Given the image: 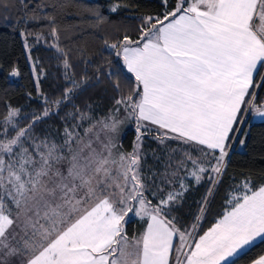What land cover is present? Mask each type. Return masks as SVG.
I'll list each match as a JSON object with an SVG mask.
<instances>
[{"label": "snow or ice", "instance_id": "1", "mask_svg": "<svg viewBox=\"0 0 264 264\" xmlns=\"http://www.w3.org/2000/svg\"><path fill=\"white\" fill-rule=\"evenodd\" d=\"M161 7L139 17L135 39L119 29L111 43L98 31L75 32L98 47L78 45L74 61L61 46L56 3L0 0V27L19 32L28 57L46 45L64 80L59 99L40 98L39 112L22 115L7 103L0 112V264H236L264 243V184L248 178L242 195L226 194L230 210L198 233L231 154L247 149L254 122L264 125V0H161ZM9 8L15 16L5 15ZM88 13L89 29L111 22L103 6ZM31 25L51 31L33 35ZM104 82L119 94L106 116L94 120L88 103L61 116ZM53 117L59 126L42 127ZM129 128L131 151L123 147ZM149 137L180 145L173 153L188 146L200 155L157 157L163 171L146 169ZM186 176L208 185L188 227L174 215ZM137 220L144 231L130 237ZM253 264H264V255Z\"/></svg>", "mask_w": 264, "mask_h": 264}, {"label": "trees", "instance_id": "2", "mask_svg": "<svg viewBox=\"0 0 264 264\" xmlns=\"http://www.w3.org/2000/svg\"><path fill=\"white\" fill-rule=\"evenodd\" d=\"M42 2L58 5L57 11L60 13L58 20L62 28L61 46L66 44L71 49L74 61L79 59V53L76 51L78 45L91 46L93 51L98 47V42L91 36L84 35L80 39L74 36L75 32L98 31L111 43L115 39L116 30L119 29L120 34L127 31L135 39L139 36V32L136 31L137 25L140 23L139 17L148 14H161L165 11L161 7V0H42ZM118 3L121 4V8L117 14L107 13L106 10L109 7ZM171 4L174 6L175 0H171ZM100 6H103L111 22L104 23L99 29H89V25L94 21L89 18L88 9L89 7L99 9ZM16 11V8H9L5 15L15 16ZM47 11H51V9H47ZM78 24L79 28L76 27ZM30 27L33 35L40 32L47 34L51 31V26L43 29L37 25ZM29 43H35V41L30 39ZM49 43L52 41L49 40ZM106 59H111V57H106ZM30 61L33 62L38 76V86ZM14 68L19 71L18 77L9 75ZM76 71L77 78H79L80 69ZM62 74L59 62L53 58V52L47 50L46 45L41 44L33 48L31 57H28L25 54L24 43L19 32L11 24L0 27V112L4 111L6 103L23 109L22 115L33 111L39 112L42 106L40 99L42 96H47L52 100L59 99V88L64 86V80L61 79ZM122 92L125 95L129 94L127 85L122 88ZM263 94L261 93V96ZM114 97L119 98V94L112 90L109 83L104 82L96 88L89 89L79 99L73 100L66 108L62 109L61 116L65 112L73 111L71 104L83 107L85 103H88L93 110V119H101L115 106ZM59 124V118L53 117L42 127H56ZM254 124L255 126L250 131L247 149L237 148L231 154L217 194L208 205L209 210L203 214L204 218L198 229L199 234L212 226L223 214L227 207L226 194L232 192L245 178L251 180L256 186L264 183V125ZM135 135V132L129 128L127 138L123 142L125 150L131 151ZM151 135L155 136V133ZM180 147L175 142L166 141L164 144H160L151 137L146 138L142 145V150L146 153L147 158L145 168L163 171L162 165L157 162V157L167 158L171 154L175 162L183 157L185 151L191 153L194 158L200 155L194 148L188 146H184L183 151L172 152V149ZM180 175L183 176L184 172H181ZM207 187V182L201 181L184 193L181 201L182 206L178 212L174 213L180 217L184 227H188L192 223L193 215L197 213L199 202L204 198ZM144 228V222L137 220L135 223L129 224L127 230L131 237L141 234ZM263 254L264 243L258 242L243 252L237 258L236 264H250Z\"/></svg>", "mask_w": 264, "mask_h": 264}, {"label": "rangeland", "instance_id": "3", "mask_svg": "<svg viewBox=\"0 0 264 264\" xmlns=\"http://www.w3.org/2000/svg\"><path fill=\"white\" fill-rule=\"evenodd\" d=\"M116 5H119V7L121 8V4H114L112 6H116ZM31 65H32V68L34 69L33 72H34V78H35V82L38 86V76H37V73L35 72V68H34V64L32 61H30ZM188 170H192V165L190 163V165L188 166ZM185 176V174L183 175ZM184 184H185V187H187V189H189L191 186L193 185H197L196 181L194 178H192L191 176H186L185 179H184Z\"/></svg>", "mask_w": 264, "mask_h": 264}, {"label": "crops", "instance_id": "4", "mask_svg": "<svg viewBox=\"0 0 264 264\" xmlns=\"http://www.w3.org/2000/svg\"><path fill=\"white\" fill-rule=\"evenodd\" d=\"M262 98H264V94H263ZM254 123H258V122H254ZM240 149H241V148H240ZM243 181H244V180H243ZM243 181H242L239 185H237L236 188L231 192L233 195H242V194H243V188H242ZM263 184H264V183H263ZM237 188L240 189L239 192H236V191H235ZM230 208H231V205L227 203V207L225 208L223 214L225 213L226 210H230ZM223 214H222V215H223ZM222 215H221L219 218H217V220H219V219L222 217ZM217 220H216L214 223H216ZM212 226H213V224H212ZM212 226H210V227H212ZM210 227H209V228H210ZM209 228H208V229H209ZM208 229H206L205 231H207ZM205 231H204V232H205ZM202 234H203V232H202L200 235H202ZM258 242H260V241L258 240L256 243H258ZM246 250H247V249H246ZM246 250H245V251H246ZM241 254H242V253H241ZM263 255H264V254H263ZM257 259H258V258H257ZM250 264H253V262H251Z\"/></svg>", "mask_w": 264, "mask_h": 264}, {"label": "water", "instance_id": "5", "mask_svg": "<svg viewBox=\"0 0 264 264\" xmlns=\"http://www.w3.org/2000/svg\"><path fill=\"white\" fill-rule=\"evenodd\" d=\"M15 77H18V76H15Z\"/></svg>", "mask_w": 264, "mask_h": 264}]
</instances>
